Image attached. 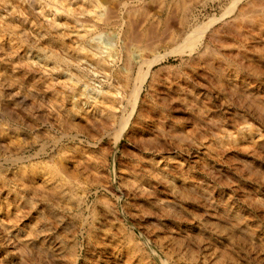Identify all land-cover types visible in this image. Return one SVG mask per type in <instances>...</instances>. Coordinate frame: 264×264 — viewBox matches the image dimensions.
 <instances>
[{
	"label": "rangeland",
	"instance_id": "obj_1",
	"mask_svg": "<svg viewBox=\"0 0 264 264\" xmlns=\"http://www.w3.org/2000/svg\"><path fill=\"white\" fill-rule=\"evenodd\" d=\"M247 1H0V264H264L261 25L215 21V51L156 63L118 144L129 86L117 110L92 104L120 86L96 59L119 54L127 10L160 33Z\"/></svg>",
	"mask_w": 264,
	"mask_h": 264
},
{
	"label": "bare ground",
	"instance_id": "obj_2",
	"mask_svg": "<svg viewBox=\"0 0 264 264\" xmlns=\"http://www.w3.org/2000/svg\"><path fill=\"white\" fill-rule=\"evenodd\" d=\"M0 1L5 2L7 0H0ZM18 1L27 3V4H25L27 6L24 5V8L25 7L29 8V9L32 8V9L36 10V12L38 14H41V15L43 14V9H44L43 8V0H18ZM138 1L140 2V0H138ZM74 4H76V3H74ZM180 5H178V6H180ZM185 5H187V4H185ZM185 5L182 2V7L185 6ZM22 6H23V3H22ZM72 6L74 8V5H72ZM72 6H69V7L66 8V11H68L66 14L69 15L71 18H74V20H75L77 18L76 17L77 13H75V12H77V11H75L74 10L75 8L73 9ZM129 6H132V5H129ZM81 7L82 8H80V10L90 12L89 9H88V7H83V5H81ZM134 7H135V5H134ZM146 9L147 8H145L144 6H140L139 5L137 8L135 7L134 10H133V8L127 10L126 11L127 14L125 15V18L123 20V23H124L123 32H124V35H125V40L122 43V45L120 46L121 48L118 50L119 54L117 53V51L114 52V53L111 52L110 55H109V57H111L110 59L105 58V56H103V55H100L98 57V59H96V60H98V63L99 64L106 65L107 67L106 66L105 67L108 68L109 70H112V68L114 67L113 68V74H114V76H117L118 77V75H120V74L121 75L118 78V80L120 82L119 83L120 86L117 88V90L116 91L115 90L112 91L110 89H108L110 91H107V89L106 90H103V91H100L99 90L100 92L98 93V96L93 99L94 102H92V104H94L95 106H97L98 104H104V105L107 106V109H109L108 107H112L111 109L114 108V109L117 110L118 107H119L118 105L120 103H122V100H126V97L124 99L125 93H126V91H128L130 89V93L129 92H127V93L130 94V100H129V102L131 104L132 110H131L130 114H128V117L125 118L123 116L124 119L123 118L122 119L120 118V124H121L122 127H121V129L119 131V135L117 136V139H116L117 144L120 142L121 136L124 135L123 133L126 132L127 126H128V122H129L130 118L133 116V114L136 112V110H140V113H142V111H144V106L145 105L142 104L143 102L141 100V95H142L141 93L143 92V89L145 88L147 77H149V76L150 77L151 76L153 77V75L155 73V72H153L154 65L156 63L159 64L161 61H163L165 58H167V56L170 55V54H185V53L198 52L199 55L200 54L208 55L206 53H208L209 50H214L215 51V49L212 47L211 42H210L211 39H217L218 36L220 35L219 34L220 33V29L219 28H216V24H214L215 21L222 20V21H225L224 24L227 25L231 21L236 20V23L239 26H245V25L247 26V25H250L252 28H257V27H259L261 25V28H257V29L259 30V33L258 34L262 37V39L264 41V27H263L264 26L263 25L264 24V18H263L264 17V14H263V12H264V0H258V1L248 0L246 3H243L241 5H238V3H237L233 7H231V9L229 8L230 9L229 11L223 13L218 19L211 18L207 22L197 23L194 26V28H191V29H188V30L185 29V28H181L180 30H176V29H178V28L181 27L180 25H182L183 22H185V19H186L185 16L184 17L181 16V20H179V23H178V24H180L179 25L180 27L177 28V27H174L175 24L173 25L171 23V19L167 15L168 18L166 17V19H165L166 21H165V23H163L164 24L163 25L164 27L163 28L161 27L162 30H161L160 33H159V30L153 29L152 27H149V26H146V27H149V28H142L141 27V22H140L141 20L139 19V17L141 19H143L144 17L146 18V16H147L146 14L149 12V11L148 12L145 11ZM178 9H179V7H178ZM180 9L178 11H180ZM92 13L95 14L96 13L95 10L92 11ZM182 13L185 15L184 12H182ZM149 14L150 13H148L147 18L149 17ZM230 14H231V16H229ZM105 15L106 16L104 18V23L111 24L113 22V20H114L113 19V15L111 13H109V12H107V14H105ZM173 15H174V13H173ZM173 15H170V16L172 17ZM186 15H187V13H186ZM226 15L229 16V19L226 17ZM134 16L137 17V18L135 19ZM145 18H144V21H147L146 20L147 18L146 19ZM183 18H184V20H183ZM169 19H170V21H169ZM172 19L175 20L176 19L175 16ZM75 22H80V21L78 19H76ZM143 23H142V26H143ZM187 23H188V21H187ZM187 23L185 22V24H187ZM3 24L4 23L0 21V28L2 26V29L5 26ZM183 26H185V25L183 24L182 27ZM9 27H11V26H8L7 29ZM22 28H24V27H22ZM234 29L238 30V28L228 26L227 27V31H223V32H226V35H227L231 31H235L236 32V30H234ZM207 32H209V34H208L209 35V40L206 42L204 40H205V38L207 36L206 35ZM256 35H257V33H256ZM258 38H259V36H258ZM201 44L203 45V49L202 48H198V47L201 46ZM16 47H19V46H16ZM163 51H164V53H163ZM214 51H212V52H214ZM107 54H109V53H107ZM204 55H202V56L204 57ZM222 55L225 56L226 54L223 53ZM227 56H228V54L226 55V57ZM255 56H257V55H255ZM226 57H224V59H226ZM217 59H218V57H217ZM30 60H32V59H30ZM119 61H122L123 67H120L121 68V70L119 69L120 72L119 71L116 72L117 71L116 70L117 64L119 63ZM226 61H230V60H226ZM222 63H224V62H222ZM217 66L219 67L220 65H217ZM224 66H222V67L226 71V69H225L226 66L225 67ZM222 69H221V71H222ZM259 71L262 72L261 70H259ZM142 72H143V75H144V72H145V76L142 75ZM227 73H229V72L227 71ZM223 74H225V73H223ZM221 76H222V74H221ZM229 77L230 76H228V78ZM127 86H129V89L128 90L126 89ZM194 88H196V87L194 86ZM191 90L194 92V89L193 88ZM129 94H126V96L129 95ZM250 102L253 103L254 105H256V107L258 106V108L264 113V101L259 100L257 97H255V98L253 97ZM190 106H192V105H190ZM200 106H199V108H200ZM120 107H121V104H120ZM159 108H161V107H159ZM199 108H198L199 111L200 110H203V109H199ZM145 109H147V108H145ZM105 111H107V110H105ZM111 111L109 110L108 112L110 114L111 113L113 114L114 111H112V112ZM116 114H118V113H116ZM180 114H182V113H180ZM108 117H109V114H108ZM109 118H112V117H109ZM193 118H194V115H193ZM121 120H123V121L121 122Z\"/></svg>",
	"mask_w": 264,
	"mask_h": 264
}]
</instances>
